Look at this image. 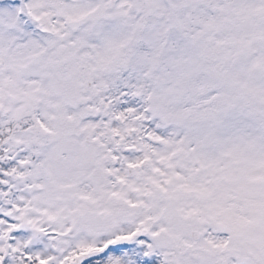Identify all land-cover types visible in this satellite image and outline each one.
<instances>
[{
  "label": "snow or ice",
  "instance_id": "snow-or-ice-1",
  "mask_svg": "<svg viewBox=\"0 0 264 264\" xmlns=\"http://www.w3.org/2000/svg\"><path fill=\"white\" fill-rule=\"evenodd\" d=\"M0 264H264V0H0Z\"/></svg>",
  "mask_w": 264,
  "mask_h": 264
}]
</instances>
